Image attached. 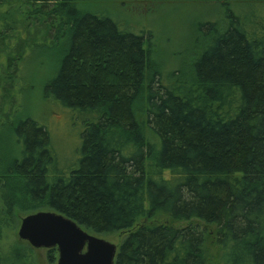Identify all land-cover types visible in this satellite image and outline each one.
I'll return each mask as SVG.
<instances>
[{
    "label": "trees",
    "instance_id": "1",
    "mask_svg": "<svg viewBox=\"0 0 264 264\" xmlns=\"http://www.w3.org/2000/svg\"><path fill=\"white\" fill-rule=\"evenodd\" d=\"M220 1L191 74L167 78L143 33L78 0H0V264H36L28 242L3 243L43 208L125 233L114 264H264V0ZM31 60L50 66L43 98L89 116L76 168H58L44 125L14 118Z\"/></svg>",
    "mask_w": 264,
    "mask_h": 264
},
{
    "label": "rangeland",
    "instance_id": "2",
    "mask_svg": "<svg viewBox=\"0 0 264 264\" xmlns=\"http://www.w3.org/2000/svg\"><path fill=\"white\" fill-rule=\"evenodd\" d=\"M76 3L82 10L109 16L123 30L134 34L143 33L145 38L149 39L153 67L167 78L176 69L183 75L191 74L190 59L196 56L198 53L196 47L200 44L198 27L204 20L215 19L220 13L218 0H78ZM259 8L260 13L264 14V8ZM49 53V59L46 58L49 54L37 57L44 61L52 60L51 51ZM30 63L27 69L20 66L23 72L21 70L14 72L16 74L12 72L16 76L11 87L14 94L9 106L14 105V118L30 116L44 125L51 136L59 160L58 168H76L80 158L83 123L89 116L85 112L66 108L43 98L42 83L50 74V66L48 65L47 69L45 67L47 65L37 66L32 60ZM163 81L165 82L164 79ZM7 140L9 143L7 145H11L10 138ZM3 152L9 154L7 150ZM18 227L19 225L14 234H10L3 243L4 255L9 253L7 249L12 244H15L12 247L18 248L21 253H26L24 246L29 248L23 242L16 243ZM124 234L104 238L118 246ZM31 250L32 260L36 264H56V261L48 262L47 249ZM212 258V264H222L218 254L215 257L212 255Z\"/></svg>",
    "mask_w": 264,
    "mask_h": 264
},
{
    "label": "water",
    "instance_id": "3",
    "mask_svg": "<svg viewBox=\"0 0 264 264\" xmlns=\"http://www.w3.org/2000/svg\"><path fill=\"white\" fill-rule=\"evenodd\" d=\"M17 236L33 248H55L56 264H114L118 246L89 233L73 219L52 210L24 215Z\"/></svg>",
    "mask_w": 264,
    "mask_h": 264
}]
</instances>
